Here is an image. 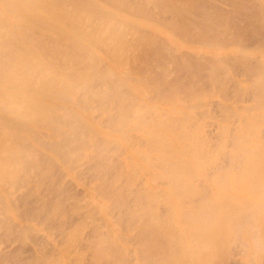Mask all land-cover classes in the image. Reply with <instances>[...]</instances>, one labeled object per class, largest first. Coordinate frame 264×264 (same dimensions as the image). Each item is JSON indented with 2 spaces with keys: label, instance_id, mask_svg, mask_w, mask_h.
<instances>
[{
  "label": "rangeland",
  "instance_id": "1",
  "mask_svg": "<svg viewBox=\"0 0 264 264\" xmlns=\"http://www.w3.org/2000/svg\"><path fill=\"white\" fill-rule=\"evenodd\" d=\"M151 1L121 0L120 7L122 3L127 5H123L119 10H116V8V15L118 14L119 17L123 18H131L132 16L131 19L141 20L151 26L154 24V27L163 30L166 35L170 36L171 42L166 39L165 35L158 36L152 32H148V30H144L139 33L144 34L146 36L142 35L146 38V40L144 38V42H148L145 44L141 43L143 46H140L141 44L139 45L137 41L133 42L134 38L135 40L137 38L135 36L137 30L133 31V27L131 30L127 25L123 27L125 28V32L124 29L123 32L127 33L126 35L124 34L125 46H123V49L129 54L125 55L127 53L125 51L124 55L126 57L120 59L122 64L125 63L124 66L115 64L121 62L111 53L110 55L112 56L108 54L110 51L109 47H106L108 51L105 49L103 51L100 47L96 49V53L102 58V63L97 65L98 68L95 66L94 70L98 79L95 78L94 82L92 81L95 84L91 83L93 85L90 86L92 88L91 91H96V94L97 92L98 94L103 93L106 87L104 84L102 87H98V85H100L101 78H106L102 82L107 87H109L108 85H112L114 91L118 90L116 91L117 93H120L119 91L123 92L121 93L123 95L126 93V95H121V97L124 98L123 103L128 108L129 112L127 114H129L132 120H129L131 123L121 137L122 141H115L114 145L112 143L111 149L110 147H106V145L109 146L108 143H102L100 135L97 134L99 136H95L97 138L92 137L93 141L87 135V138L91 142L87 141L80 146L78 144L79 148L76 150L81 148L79 151L82 150L83 154L81 155V152H79V155H77L78 151L75 150L74 154L77 157L74 154L71 155L74 157L72 159L73 167H71L70 163L69 166L65 164L67 168H72L69 171L62 162L60 163L58 157H61V154L58 153L59 156H57V153L53 149L50 151V148H47L45 145V143H52V147L53 145L57 146L56 150L58 149V145L55 142L58 143L60 141L62 143L64 141V134H60L56 130L59 127H63L61 129L67 131V126H65V120L67 119L63 117V115H66L63 114L65 113L64 111L59 109L56 111L55 119L58 117L59 120L60 115V121L54 119L51 123L35 126L37 133L35 130L31 131L32 135H35L34 139L27 134L28 139L29 137L30 139L26 140V143L28 146L33 147L34 151L31 150L32 153H30L31 148L26 145L29 150L27 148L28 151H23L25 158L22 157V159H26L28 163L21 161V158H19V161L22 166L23 164L26 165V163L28 165L31 161L30 163L33 166L29 164L30 166L22 167L19 170L18 165L16 168L19 173H15L16 176L12 180H5L0 185V198L2 197L3 199L0 201L1 203L3 202L2 204L0 203V264H29L35 262L38 264L41 257L45 263H49V261L54 263V258H60L62 262L56 260L60 264H95L93 258L94 252L99 246L100 241L107 239L110 241H117L119 239L118 246L123 248L121 250L124 251L121 253L123 254L120 261L121 264H142V260L137 258L140 256L138 255L139 244L132 237L135 231L129 233V236H127V231L124 230L125 219L123 221L122 218L126 214L127 209L136 208L138 204L135 205L134 202L137 199L139 201V198H142V202L144 201V204L141 203L142 207L137 206L139 209L141 208L139 213L144 211L145 208L146 211L149 209L150 203L148 205L143 200V197H141V195L144 196L142 192L148 190L149 174L145 171L137 172L135 179H132L131 185L129 184V190L125 189L128 187L125 183V178L120 181L122 183H117V188L128 191L127 193L124 190L122 192L123 194L126 193L124 194L126 205L124 208L128 207L126 212L123 210V207L111 208V205L113 207V197L110 196L111 194L102 191V189L99 191L98 188L100 186L104 189V186L101 184L103 183L101 182L102 179H107L103 180L104 182L109 181V179L112 180L114 179L113 176L117 177L119 173L127 176L126 172L129 170L125 168V163H128V166L131 163V167L133 163H136L138 166L148 165L139 158V160H136L137 157L135 155V158L132 160L129 157V153L143 148L141 146L144 145V142L139 137L140 131L145 125L151 126L153 122L157 121L156 119L161 118L159 116H165V111L171 110L172 105L169 102H165L169 101V97L172 95L178 98L179 105L174 106L176 115H173V117L175 118L170 117L179 122L183 118L179 114L182 110V113L186 114L184 118L188 117L191 128H196L195 130L191 128L189 130L197 132L199 129L202 133L198 131L202 135L200 136L204 139V142L208 143L205 144V148L208 146L206 150L211 153V150L216 148V151H214L215 149L213 150V153H216L218 151V147L216 146L221 143L219 142L220 139L222 140V152L225 155L220 153V157L223 155L221 158L218 157V162H216L217 167L211 166L210 168L208 166L204 171L205 176L196 181L199 191L201 193L208 192L211 180L214 181L222 173L234 170L230 167L227 158H229L228 153L233 150L235 135L247 131L245 125L247 118L253 119L257 117L258 112L253 107L255 106L254 99L258 97L264 101V0H153L152 3ZM159 4L160 6L165 5L166 8H159ZM139 6L141 7L140 12H138ZM132 11L134 14H132ZM138 13H145L146 17L143 16L144 14H140L141 16L136 15ZM133 16L140 18L136 19ZM147 16L149 17L147 18ZM116 21L118 22L119 19ZM116 21V30L117 28L122 29L121 22L119 21L118 24ZM130 33L134 37L130 36ZM112 41L114 44L111 43ZM114 41L111 40L109 42L111 48L114 45L116 47L119 45L118 41H116L118 44H115L116 42ZM120 45L122 44L120 43ZM128 45L130 47H127ZM138 45L139 47H137ZM132 47L136 49H132ZM104 53H107V56L110 58L112 57V61L109 57L107 59ZM244 53L247 54V57H245ZM61 58L64 57L62 56ZM115 59L119 62H116ZM124 59L125 61H122ZM59 60V66L63 64L66 68L63 71L81 67V62H84V66L86 64V61L82 60L81 62L78 60L79 62H74V64L72 61L73 65L69 64L67 60L66 63H64L65 60H62V63ZM69 70L67 71L68 73L71 72ZM99 71L103 73H99ZM105 71L108 73V77H103ZM98 74L102 76L100 77ZM109 79L110 82H108ZM138 79H140L139 82L137 81ZM117 80H120L123 84L126 82L128 84L123 85ZM141 81L143 82L142 85L139 84ZM120 84L123 86L119 87ZM95 93L93 94L96 98H92L94 99V101L92 100L94 103H90L91 100H89L87 102L88 105L82 98L83 102L76 101L75 99L76 102L73 101V103H76V105L72 106L82 109L89 118L91 117L90 120L96 129L109 132L108 121L114 118L113 114L116 117L119 110L117 108L114 109L113 106L112 109H109V104L99 97V95L97 97ZM80 96L82 97V92H79L77 95V100L81 99ZM115 98H117L116 95ZM103 102L104 104L101 105ZM70 104L68 103V105ZM143 104L144 106H141ZM140 106L141 109H139ZM146 107L150 110H144ZM87 108L88 110L86 111L85 109ZM105 108H108V110H105ZM177 108L181 110L178 112ZM115 110H117L116 114ZM162 111L164 112L162 113ZM107 113H110L108 114L109 116ZM165 118L168 117L165 116ZM9 121L11 122L12 120ZM67 125H70L68 121ZM259 126V130L255 129V135L264 137V124ZM70 141L69 144L72 146L75 145L74 143L77 144L75 139H71ZM93 142H96L95 144L99 146L103 145L104 148L96 147ZM70 145L69 147H71ZM90 145L95 147H91ZM75 147L77 148V145ZM97 148H100L98 149L99 151H96ZM66 152L72 153L69 149ZM98 152L102 155H97ZM29 155H32V157ZM48 156L54 158L52 159L53 163H46L49 160ZM31 158L34 159L32 160ZM37 159H40L41 161H39L43 163H38ZM99 159L102 165H105L107 168L104 173L98 169L100 168V163H97ZM34 163L37 164L35 165ZM123 166L125 170H122ZM219 169H223V171ZM43 173L48 175L47 179L46 177L43 178ZM19 174H23L24 179L18 176ZM47 180L46 184H49V186L45 185V181ZM10 182L13 183L10 184L13 186L7 185ZM40 182L43 184L41 188L39 186ZM152 184L153 186L151 185L150 190L153 191L155 189L154 192L157 194L153 192L152 194L158 200L154 197L157 203H154L151 208L154 209L157 217L163 219L169 212L164 195L167 183L162 179L156 180ZM31 192L34 193L31 194ZM100 192H103V194ZM106 194L111 198H107ZM192 204V200L186 201L182 205V209L188 208ZM107 206L110 209H107ZM47 210L53 213L50 214ZM50 216L56 217V219L52 217L53 219L51 218L50 221L48 219ZM139 216L136 219L137 224L152 220L149 215L143 213H140ZM121 220L123 221L122 223ZM247 223L249 232H252L253 225L250 222ZM75 228L79 230L77 239L72 237L73 229ZM111 230L115 233L112 234ZM119 236L121 237L119 238ZM123 236L127 239H122ZM251 239L252 236L250 234L244 235L241 231V234H238L231 242L226 255L217 264H264V252L258 258L252 255ZM108 263L111 264L109 261L101 262L100 264Z\"/></svg>",
  "mask_w": 264,
  "mask_h": 264
},
{
  "label": "bare ground",
  "instance_id": "2",
  "mask_svg": "<svg viewBox=\"0 0 264 264\" xmlns=\"http://www.w3.org/2000/svg\"><path fill=\"white\" fill-rule=\"evenodd\" d=\"M120 1L0 0V185L4 183L5 180H12V178L19 173L16 168L18 165L19 170L25 166H33V164L30 163L31 161L29 162L30 165H27L28 161L22 159V157L25 158L23 151H28V147H30L26 143V140L30 139V137L28 139L27 134L34 139L35 135L33 136L31 131L35 130L36 132L35 126L51 123L56 117L57 109L64 111L65 113L63 114H66L63 115V117L67 119L65 120L67 131L61 129L63 127L56 129L60 134H64V141L62 143L59 141V144L55 142V144L58 145V149L56 150L55 148H57V146L55 147L53 145L52 147V143H45V145L47 148H50V151L53 149V151L57 153V156H59L58 153L61 154V157L59 156L58 158L60 159V163L62 162L64 165L67 164L69 166V163L72 165V159L74 157L71 155L76 151H78L77 155H79V152H81L82 155V150L79 151L81 148L79 150L76 149H78L82 143L85 144L87 141H93L92 137H99L98 135H100L102 137L100 138L102 139V143L109 144V146L106 145V147H110L112 143V145H114L115 141H122L121 137L127 131L131 123L129 120H132L129 114H127V112H129L128 108L124 105L125 103H123L124 98L121 97V95H123L121 93L123 92L119 91L120 93H117L116 91L118 90L114 91L112 85H108L109 87L112 86L110 88L107 87L105 83L102 82V80L106 78H101L100 85H98V87H102L104 84L106 87L103 93L98 94L97 92L96 94L94 89L95 92L91 91L92 88L90 86L95 84H93L92 81L95 78L98 79V77H96V71L94 70L95 66L98 68L97 65L102 63V58L96 53V49L100 47V49L108 51L106 47H109L110 51L107 53L109 55L111 53L113 56L117 57L119 61L123 59L122 57H126L125 55L129 53L123 49V46H125L124 38L127 34L124 33L125 28L123 27L127 25L131 30L132 27L133 31L137 30V34H135L137 38L136 40L134 38L133 42L137 41L139 45L148 42H144L146 36L140 34L141 31L144 30H148V32H152L158 36L165 35L169 42L172 40L163 30L154 27V24L151 26L145 24L141 20L131 19L132 16L131 18H123L119 17L118 14L116 15V8V10H119L123 5H127L121 2L122 5L120 7ZM161 7L166 8L165 5H161L159 8ZM140 8L139 6L138 12H140ZM132 14H134V12ZM140 14H144L143 16H145V13H138L136 15L141 16ZM148 17L149 16H147V18ZM135 18L137 19L138 17L136 16ZM118 19L121 22L120 25L122 29L119 28V30L117 28V31L115 21ZM118 24L117 26H119ZM132 33L134 34V32ZM132 33H130V36H132ZM132 37H134V35ZM111 40H115L114 42L118 41L119 45H117V47L114 45L115 47L112 46L111 48L109 43ZM111 43H113V41ZM118 43L116 42L115 44ZM120 43L122 45H120ZM142 44L140 46H143ZM139 45L137 47H139ZM127 47L130 46L128 45ZM127 47H125V49H127ZM132 49L136 48L132 47ZM98 50L97 52H99ZM125 51L127 52L126 54ZM107 53L104 54L107 56ZM244 55L247 57V54L244 53ZM59 56H63L65 59L59 58ZM108 57L109 56H107V59ZM58 60L60 62L65 60L64 63H66L67 60L69 64H72V61L74 64V62L77 63L78 60H80V62L82 60L86 61V64L84 66V62H81V67L75 68L78 70L73 68L74 71H72L73 69L71 68V72L68 73L67 71L69 69L63 71V69L66 68L63 64L59 66ZM115 60L119 62L117 59ZM122 61H125V59ZM69 64L67 63L68 67ZM115 64L124 66L125 63L122 64L121 62ZM99 73L103 72L99 71ZM98 75L100 77L102 76L101 74ZM105 76L108 77L106 71L103 74V77ZM139 80L140 79L137 81L139 82ZM108 82H110V79ZM91 83L93 85H91ZM120 83L123 84L121 81ZM126 83L124 84L126 85ZM121 84L119 87L124 85ZM139 84L142 85L143 82L141 81ZM79 92H82V97L80 96L81 99L78 98L79 100H77ZM93 93H95L97 97L99 95V97L103 98L109 104V109H112L113 106L114 109L117 108L119 110L118 115L115 117L113 114L114 118L108 121L109 132L96 129L95 125H93L90 120L91 117L89 118L82 109L72 106L76 105V103H73L75 99L76 101H82L83 98V101L86 103L89 102V100H91L90 103L93 102L94 99L92 98H96ZM115 95L117 98H115ZM124 95H126V93ZM169 98V101L165 103L169 102V104L172 105L171 110L168 112L162 111L168 118L159 116L161 118L156 119L157 121L153 122L151 126H143V129L140 131L141 134L139 135L144 142V145L141 146L143 148L137 149L138 151L134 150V154V151L129 153V157L132 160L137 157L136 160L140 159L148 165L138 166L136 163H133L131 167V163L129 166L128 163H125V168L129 170L126 172L127 176H123L122 173H119L117 177L113 176L114 179L112 180L109 179V181L104 182L103 180L107 179H102L101 182L103 183H100L104 186V189L99 186V191L102 189V191L111 194L110 196L113 197L114 200L113 207L111 205V208H124V206H126L124 194L128 192L127 190H129L132 179H135L136 173L145 171L149 174L148 190L143 191L142 194H144V196L141 195V197H143V200H145L148 205L150 203V205L147 211L145 208L144 211L140 213L149 215L152 220L150 222L145 221V223L141 222L137 224L136 219L140 217L139 211L141 210V208L139 209L138 207H142L141 203L144 204V201H141L142 198H139L141 202L137 201L138 199L134 202L135 205L138 204V207L136 206V208L133 209L129 207L131 210L127 209L128 207L124 208L123 210L126 212L127 209V212L125 215L123 214V218L121 217L123 221L125 219L124 230L127 231L126 235L129 236V233L135 231L132 237L138 242L140 248L138 253L140 256L137 258H140L145 264H217V262L226 255L231 242L238 234H241V231L244 235L248 233L252 236L251 252L253 256L258 258L264 252V137L256 136L255 129L259 130V125L264 124V101L258 97L254 99L255 106L253 107H255L258 112L257 117L253 119L247 118V123L245 124L247 131L235 135L233 150L228 153L229 158L226 157L227 160H229L230 167L234 170L222 173L220 176H217V179L214 181L211 180L209 182L210 190L201 193L197 187L198 183H196V181L205 176L204 171L208 166L210 168L211 166L215 167L217 165L216 162H218V157L221 158L224 154L222 152V140L220 139L219 142L221 143L216 146L218 147L216 153H213L216 151V148H213V150H215H211V153L206 150L208 146L205 148V144L208 143L204 142V139L201 137L202 133L199 129L198 131L201 134H199L198 131L189 130L191 128L189 124L191 123H189L188 117L184 118L186 114L182 113L183 111L181 109L177 108L178 112L181 110L179 114H181V118L182 116L183 118H180L181 120H179V122L172 119L175 118L173 115H176L174 106L179 105V103L175 95ZM68 103L71 104L68 105ZM98 104L100 105V103ZM103 104L104 102L101 103V105ZM141 106H144V104ZM141 106L139 109H141ZM88 108L85 110L87 111ZM108 108H105V110H108ZM147 109L148 107L144 108V110ZM116 111L117 110H115V114ZM108 114L110 113H107V115ZM170 116H172V118ZM9 120L12 121L10 122ZM55 120H58V117ZM58 121H60V115ZM67 121L70 125H67ZM195 129L196 128L193 130ZM87 135L91 141L87 138ZM71 139H75L77 144L74 143L75 145H70ZM40 141L42 140L40 139ZM69 145L71 147H69ZM76 145L77 148L75 147ZM93 145L90 146L92 147ZM95 145L96 147H103L102 144H100L102 146L98 144ZM30 148V151H34V149H32L33 147ZM67 149L72 153L66 152ZM98 149L100 148H97L96 151H99ZM30 153H32V151ZM220 153H223L221 157L219 156ZM77 155L75 157H77ZM97 155L100 156L102 154L98 152ZM29 156L32 157V155ZM19 158L22 159L21 161H26V165H20ZM31 159L33 160L34 158ZM40 159L42 158L40 157ZM52 159L54 158L49 157L50 161L47 160L46 163H53ZM39 160L38 163H43ZM99 160H97V163H100V168L98 169H100V172L103 171L104 173L107 168L105 165H102L101 160ZM144 163L143 165H145ZM71 167H73V165ZM68 169L70 171L72 168L70 169L69 167L67 170ZM122 170H125L124 166ZM219 170L223 171V169ZM219 170L218 172L220 173ZM40 172L38 173L40 174ZM18 176L24 179L23 174H19ZM47 176V174L43 173V178L46 177L47 179ZM124 178L128 186L125 188L127 190L117 188V183ZM162 179L167 183V189L164 195L169 209L167 216L163 219L157 217L154 209L151 208L154 203H157L156 199L158 200V198L152 194V192L156 193L154 192L155 189L153 191L150 190L151 185L153 186L152 183ZM48 180H50V178H48ZM48 180L45 181V185L47 186H49V184H46ZM10 184L13 183L10 182L7 185L13 186ZM41 185L43 184L41 183L39 185L40 188ZM123 190L126 193L123 194ZM33 193L34 192H31V194ZM100 193L103 194V192ZM106 195L107 198L110 197L108 194ZM1 199L2 197L0 201ZM189 200H192L193 204L188 208L185 207L182 209V205ZM43 201L46 202L45 199H43ZM135 205L133 204V206ZM108 208L107 206V209ZM47 212L50 211L47 210ZM51 213L53 212H50V214ZM52 217L50 216L48 219L51 221ZM53 218L56 219V217ZM123 221L121 220V223ZM247 222L253 225L252 232H249L250 230L248 229ZM75 229H73L74 232L72 231V237L74 239L79 235V230ZM110 232L112 234L115 233L113 230ZM124 236L122 239L126 238ZM120 237L121 236H119V238ZM118 241L119 239L117 241H110L108 239L101 240L94 252V263L100 264L101 262L109 261L111 264H121L120 261L123 255L121 253L124 251L121 250L123 248L118 246ZM42 259L41 257L39 260L45 263ZM54 259V263L49 261V263L46 262L45 264H58L62 262L60 258ZM56 260H59V262L57 263ZM40 261L38 264L41 263ZM138 261L140 262V260ZM29 264H37V262Z\"/></svg>",
  "mask_w": 264,
  "mask_h": 264
}]
</instances>
